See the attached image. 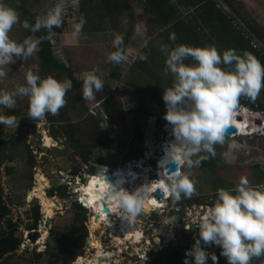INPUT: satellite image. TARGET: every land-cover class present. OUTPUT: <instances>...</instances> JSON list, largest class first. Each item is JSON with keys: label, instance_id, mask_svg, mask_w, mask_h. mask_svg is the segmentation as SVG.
Listing matches in <instances>:
<instances>
[{"label": "rangeland", "instance_id": "rangeland-1", "mask_svg": "<svg viewBox=\"0 0 264 264\" xmlns=\"http://www.w3.org/2000/svg\"><path fill=\"white\" fill-rule=\"evenodd\" d=\"M33 1L26 0L27 9L36 17L44 16L58 2ZM104 1L66 0L67 11L62 27H54L52 32L47 33L53 56L80 82L78 87L72 85L67 92L66 105L60 109L59 114H49L38 121L28 119L27 97H17L13 108L0 107V115L8 116L7 111L12 110L18 122V127L12 128L0 124V146L9 143L2 151L4 155L0 183L3 199L11 209L9 218L17 224L15 236L21 241L14 253L0 259V264H94L98 252L97 248L93 249L90 245L94 240L101 245L102 254L112 255L111 264H163L160 260H165L171 251L188 248L199 239V235H187L186 231L177 236L176 228L184 225L185 229L194 224V210L201 206H212L217 189H234L242 177H246L253 187L264 184V134L257 131L258 125L254 120H264V94H261L260 109L257 112H252L239 103L235 112L249 115L246 125L248 135L225 137L223 144L215 146L217 158L213 162L217 168H203L202 160L191 168L186 163L179 164V171L187 175L195 186V192L190 198L163 202L165 206L157 212H147L143 207L142 212L134 218L135 228L142 236L145 233L141 243L132 241L130 245L120 239L115 242L114 235H120L124 221L132 220L120 208L108 206L110 214L103 215L100 209L91 214L87 209L78 210L75 207V203L79 205L81 202L78 188L88 187V176L101 178L106 174L114 175L133 161L143 170L156 171L149 160L157 159L156 155L164 143L166 145L163 146L161 155L167 153L169 144L174 141L171 137L172 126L167 121L159 126L157 117H164L166 113L160 103H164V88L173 84L170 74L163 75L166 53L179 43L169 39V35L173 33L169 27L161 28L150 23V14L140 2L129 0L132 11L108 15ZM213 2L225 16L233 20V27L247 36L246 44L253 49L256 46L257 52L264 55V0ZM3 3L19 13L21 23L25 20L18 9V1L3 0ZM189 7H177L178 16L183 18L186 25L190 17L197 16L194 9ZM81 15L86 23L82 33L73 36V25L79 22ZM201 27L200 38L207 41L210 30L205 26ZM184 28L181 27L182 30ZM117 34L123 37V43L126 42L124 52L127 59L114 65L106 57L109 52L116 50L113 40ZM9 37L22 43L29 36L27 30L18 24L13 27ZM217 38L221 40V36ZM213 44L222 55V46ZM191 45L198 47L196 41ZM38 51L39 47L26 61L18 60L4 69L8 74L0 79V92H13L18 85H23L28 71L42 78L51 76L61 82L69 80L59 72L44 74L40 68ZM140 55L147 56V59L140 60ZM184 63L190 66L195 62L188 58ZM91 71H95L104 81V88L102 92L96 93L94 100L86 101L82 98V74ZM136 129L145 132L142 143L135 138ZM44 135L53 141L50 148L43 145ZM101 139L108 141L105 146L109 148L92 147L88 154L90 162L84 165L81 160L82 151L76 144L83 142L95 146ZM29 151L32 156L30 160ZM199 156H202L201 153ZM199 156L192 157L193 161L199 159ZM141 160L145 163L142 164ZM161 161L159 170L152 171L151 176H160L159 180H163L165 185L169 183L165 168L169 163L168 160ZM90 165L95 169L94 173L89 171ZM6 168L13 170L8 174ZM133 172L129 173L128 178L134 174L140 175ZM39 174L47 184L44 195L54 204L55 211L48 228L43 224L45 214L42 203L35 196L31 197L32 192V195H36L34 190ZM75 175L80 179L74 178ZM152 179L156 181L157 177ZM79 180L82 182L79 183ZM143 182L150 183L147 179L140 181L141 184ZM129 189L131 193L132 189ZM152 196L155 198L156 192ZM194 199H199L201 205L190 207L188 202ZM34 206L39 207L40 220L36 230L38 237L35 242H31L29 237L33 231L27 228L34 221ZM96 216H99L98 220ZM92 218L100 224L99 228L91 226ZM173 218L174 222H169ZM6 229L5 223L0 225V231ZM167 234L176 237L165 246L164 236Z\"/></svg>", "mask_w": 264, "mask_h": 264}, {"label": "clouds", "instance_id": "clouds-1", "mask_svg": "<svg viewBox=\"0 0 264 264\" xmlns=\"http://www.w3.org/2000/svg\"><path fill=\"white\" fill-rule=\"evenodd\" d=\"M66 11V0H58L44 16H38L34 24L27 20L21 23L19 13L0 0V79L8 74L5 68L18 60L29 59L44 39L29 36L22 43H17L9 37L13 27L19 24L33 34L41 30L52 32L54 27H62ZM85 23L81 15L79 22L73 25L72 35L79 36ZM169 39L174 42L176 34L171 33ZM122 45L123 37L117 34L113 40L116 50L109 52L106 57L109 63L118 65L127 59ZM188 58L195 63L186 65L184 61ZM139 59L146 60L147 56L141 55ZM169 74L173 84L164 88L162 100L166 107L164 119L172 126L174 141L169 144L166 155L169 162L177 165L186 163L191 168L201 160L208 159L207 155L199 156L200 153L215 156V146L224 143L225 131L240 98L246 97L253 102L258 98L264 89V65L248 52L241 55L235 49H229L221 55L215 47L199 48L179 44L166 53L163 75ZM71 88V80L61 82L51 76L42 79L38 74L28 71L23 85H18L13 92H0V107L13 108L17 97H27V118L43 120L49 114H59L66 105V94ZM103 88L104 81L95 71L82 74L84 100H94L96 93L102 92ZM0 124L6 128L18 127L15 116L0 115ZM165 145L158 151L156 160H149L152 167L156 168L153 172L159 170ZM194 156H199V159L193 161ZM74 178L79 176L75 175ZM92 178L88 176V180ZM166 179L169 183L162 190L170 196L168 199L160 198L163 200H158L159 203L190 198L195 192L193 181L178 170ZM141 188L132 193L114 187L111 190L122 213L133 219L143 209ZM201 241L205 245L219 246L220 255L226 258L227 264H251L253 258L264 256V184L253 187L246 177H242L234 189H217L213 205L207 208L199 224V239L185 253L186 257L194 258V264H206L208 259ZM210 258L213 264H217L218 257L215 254H211ZM184 264H189L187 258Z\"/></svg>", "mask_w": 264, "mask_h": 264}, {"label": "trees", "instance_id": "trees-1", "mask_svg": "<svg viewBox=\"0 0 264 264\" xmlns=\"http://www.w3.org/2000/svg\"><path fill=\"white\" fill-rule=\"evenodd\" d=\"M18 1L20 3V6H18V9L23 13L25 20H27L29 23L34 24L36 20V16L34 14H31L28 12L27 9V2L26 0H13ZM140 2L144 9L147 11V13L150 14V23L152 25L156 24L159 25L161 28H170L173 33L176 34V41L179 44H184L193 47L191 44L196 41L198 43L199 48H205L210 47L214 42L220 43L224 51L229 49H235L238 54H243L244 52L251 53L253 56H255L262 65H264V55H261L257 51L253 50L251 46H248L246 43V38L243 36V34L236 30L233 26V20L229 18L228 16H225V14L217 7V5L213 2V0H177L176 3L173 2V0H136ZM33 2H37V0H34ZM105 12L108 15H115L120 14L123 11H132V7L129 3V0H105ZM189 7L194 9L195 18L190 17L189 22H195L193 26H190L184 23V20L182 17L178 16V8L177 7ZM200 23V24H199ZM195 24H199L195 26ZM205 26L210 30V37L209 39L204 35L205 38H207V42L202 41L200 38V34H202V27ZM181 27H185L184 30L181 29ZM47 31L41 30L35 34L27 30V36H34L35 38L44 37L43 42L39 45V59H40V68L43 71L44 74L50 75L53 72H59L60 74L66 75L69 80H71L72 85L76 88L80 85V82L77 81L72 72L61 62H59L52 54L51 46L49 43V40L47 38ZM221 36V40H218L217 37ZM200 38V39H199ZM204 39V38H203ZM126 42L123 43L122 48L125 49ZM172 47V46H170ZM248 47V48H247ZM141 56V55H140ZM221 68H225L224 65H220ZM43 75V74H42ZM42 78V76H40ZM43 79V78H42ZM264 94V89L261 90L260 94ZM159 101V97H158ZM239 103H241L242 106L247 108L248 110L252 112H257L260 109V100L259 96L258 98L253 102L250 99L246 97H241ZM160 106L163 107L164 110H166L165 104L162 102L160 103ZM262 109V108H261ZM263 111V110H260ZM166 112V111H165ZM264 113V111H263ZM8 116H13L14 111L8 110L7 111ZM150 115V114H148ZM166 120L164 117H157V123L159 126L164 125ZM135 138L139 142H143L145 138V132L142 129H136L135 130ZM106 139H101L98 144L93 146L90 143H83L78 142L76 144V147H78L81 152V160L84 165H87L90 162V156L88 155L90 153V149L92 147H101L102 149H108L109 146H105ZM108 142V141H107ZM8 147L9 143H4L2 146H0V177H1V165H2V155L4 153L2 152L4 147ZM28 151V150H27ZM202 156H208V159L202 160V167L203 168H211L215 169L217 168V165H214V160L217 158L216 156H210L207 153H201ZM29 160L32 158L31 153L29 151ZM13 169L6 168V172L9 174L12 172ZM89 171L91 173L95 172V169L92 167V165L89 166ZM75 170V174H76ZM188 205L191 207L193 205H201L199 199H194L191 202H188ZM75 207L78 210H82V207L80 205L75 203ZM33 216L34 221L31 226H29L27 229L29 231H33L29 237L31 242H35V240L38 237L37 225L38 221L40 220L39 215V207L34 206L33 207ZM11 213V209L6 204V201L3 199V190L0 183V225L3 223L6 224V231H0V259L3 258L4 255L14 253L20 246V239L15 236L17 231V224L12 221L11 218H9ZM193 244L189 246L188 248H178L176 250L171 251L168 256L166 257L163 262V264H184V260L187 258L189 261V264H194V258L189 256L186 257L185 253L192 248ZM221 250L216 253L215 255L218 257L217 264H227V260L225 257L220 255ZM263 256L260 258H253L252 264L257 263L261 264L263 260ZM208 264H213V261L211 258L208 261Z\"/></svg>", "mask_w": 264, "mask_h": 264}, {"label": "bare ground", "instance_id": "bare-ground-1", "mask_svg": "<svg viewBox=\"0 0 264 264\" xmlns=\"http://www.w3.org/2000/svg\"><path fill=\"white\" fill-rule=\"evenodd\" d=\"M244 113L242 114L240 112L239 113L235 112L234 115L231 116L229 126H228V127L235 126L238 129L237 134L243 135V136L248 135L247 134L248 128H246V125L248 123L247 120H249L248 119L249 115H247L248 113H245V114ZM254 120L257 121V120H260V118H254ZM263 122H264V120H263ZM257 125H258V126H256L257 131H261V134H262V132L264 134V125L263 126L260 124H257ZM232 136H234V135H232ZM171 137H173V134L171 135ZM228 138H230V137H228ZM52 142L53 141L51 138H49L47 135H44V138H43L44 147L50 148ZM161 156H162V158H160V161L161 160H168L166 152H164L163 155H161ZM168 163H170V162L168 161ZM142 164H144V163H142ZM134 167H135V171L133 172ZM134 167H132L128 172L117 171L114 174V176L116 177V183H117V186L114 188H116L117 190L122 189V190H125L127 192H130L129 188H131L132 189L131 193H132L136 189L142 187L141 193L143 191L142 197L144 199L143 207H144L145 211L157 212L159 209H163V207L165 206L163 204V202L159 203L157 200L158 199L157 196H155V198H154L152 196V193H153V195H155L157 188L162 190L164 187V185H163L164 181L159 180L158 182H156L157 179H156V181H154L152 179L151 172L143 170L139 165H136ZM132 172L138 173V174L140 173V175L134 174L131 178H128L129 173L131 174ZM158 174H159V172H158ZM102 176H103V178L102 177L101 178L100 177H93L92 179H89L88 187L81 186L80 188H78L81 203L83 204V202H85L83 204V207H85V209H87L91 214H94L95 210H98V209L102 210V207L104 204H107V206H113L114 209H119L118 201L111 202L109 200V196L113 195V194L111 191L112 185L108 181V178H107L108 174L102 175ZM155 176L157 178H160V176H158V175H155ZM142 179H147L150 183H144L143 182V184H141L140 181ZM145 185H147L146 189H145ZM46 186H47V184H46L45 178L39 174L38 180H37V186L34 190V193L36 194L35 197L38 198L40 200V202L42 203V209H43V212L45 214V218L51 219L53 211H55V210H54L53 202L51 200L47 199L48 197L46 198L44 195V189ZM145 198H147V199H145ZM168 198H169V195L165 193L164 199H168ZM114 214H117V213H114ZM90 221H91V226H95L96 228H99L100 224L96 221V219L92 218V219H90ZM135 224L136 223H135V220L133 218H132V220H125L123 223V226L121 227L120 235H116V234L114 235L115 242L119 241V239H120L124 243L126 242V244H130V245H131L130 242H132V241H136L137 243H141L144 238L142 237V234L139 233V231L135 228ZM108 225L111 226V223H108ZM92 234H93V232H92ZM90 245L93 246V249L97 248V250H98L97 255H96V261L94 262V264H111V260L113 258L112 255L111 254H102V252H101L102 247L97 241L94 240Z\"/></svg>", "mask_w": 264, "mask_h": 264}, {"label": "water", "instance_id": "water-1", "mask_svg": "<svg viewBox=\"0 0 264 264\" xmlns=\"http://www.w3.org/2000/svg\"><path fill=\"white\" fill-rule=\"evenodd\" d=\"M256 124H260V125H264V122H261V121H259V120H257L256 121ZM238 129L235 127V126H232V127H228L227 129H226V131H225V137H231L232 135H235V134H237L238 132ZM13 140H15V138H13ZM137 164L135 163V162H131V163H129L128 165H125L124 167H123V169L121 170L122 172H128L132 167H134V166H136ZM180 165H177V164H175L174 162H170L165 168H166V171H167V176L169 175V174H171L172 172H174V171H179V167ZM152 177H156V176H152ZM107 178H108V181L111 183V185H112V187H116L117 186V183H116V177L114 176V175H108L107 176ZM159 181V178H157V181L156 182H158ZM164 195H165V193L162 191V190H160V189H157V191H156V196L157 197H159V198H163L164 197ZM109 200L111 201V202H115V201H117L116 200V197L114 196V195H110L109 196ZM85 202H83V204H84ZM83 204H81V205H83ZM110 212H111V210H110V208L107 206V204H104L103 205V207H102V214L103 215H108V214H110ZM198 216H201V214L199 213L198 214ZM98 217L99 216H96V219L98 220ZM45 221H44V227L45 228H48L49 227V225H50V223H51V219H44ZM176 231H177V236H179L181 233H183L184 232V225H182V226H180V227H177L176 228ZM185 234H187V235H189V234H194L195 236H198L199 235V232H196V229L192 226L191 227V232H185ZM164 239H165V242H164V244H165V246L169 243V242H171V241H173L174 239H175V237L174 236H171V235H165L164 236ZM90 243V242H89ZM88 243V244H89ZM203 249H204V251L206 252V254H208V259H207V261H206V264H208V261H209V259H210V256H211V254H216V253H218L220 250H221V248L219 247V246H217V245H214L213 244V246H212V249H210V250H208L206 247H202ZM262 261H264V258H263V260ZM262 264V263H261Z\"/></svg>", "mask_w": 264, "mask_h": 264}, {"label": "built area", "instance_id": "built-area-1", "mask_svg": "<svg viewBox=\"0 0 264 264\" xmlns=\"http://www.w3.org/2000/svg\"><path fill=\"white\" fill-rule=\"evenodd\" d=\"M175 1H177V0H173V2H175ZM176 3V2H175ZM233 25H234V23H233ZM237 30L238 31H240L238 28H237ZM245 36V35H244ZM245 37H247V36H245ZM247 39V38H246ZM251 43V42H250ZM253 50H255V51H258V48L256 47V46H254V49ZM142 161V160H141ZM136 162V161H135ZM137 163V162H136ZM139 169V168H138ZM157 200H160V201H162L163 199H157ZM207 206H201V207H199L198 208V210H194V212H195V214H194V221H196V222H194V224H192V225H190V226H186L185 227V229H184V232L186 231V232H191V227L193 226L195 229H196V232H199V224H200V222H201V220H202V218H203V216L205 215V213H206V210H207ZM202 214L203 216L201 217V216H198V214ZM201 217V218H200ZM200 218V219H199ZM183 224H184V222H183ZM185 224H186V222H185ZM194 235V234H193ZM201 246L202 247H206L208 250H210L211 248H212V246H213V244H210V245H205L204 243H203V241H201Z\"/></svg>", "mask_w": 264, "mask_h": 264}, {"label": "crops", "instance_id": "crops-1", "mask_svg": "<svg viewBox=\"0 0 264 264\" xmlns=\"http://www.w3.org/2000/svg\"><path fill=\"white\" fill-rule=\"evenodd\" d=\"M194 23H195V22H190V23H189V27H190V26H193ZM199 24H200V23H199ZM195 26H197V25L195 24ZM202 41H203V39H202ZM205 43H208V42L205 41ZM214 43H215V42H214ZM216 43L219 44V45H221V44L218 43V42H216ZM213 46H214V44L210 45V47H213ZM221 46H222V45H221ZM222 48H223V46H222ZM223 50H224V48H223ZM171 135H172V134H171ZM144 162H145V161L143 160L142 163H144ZM32 194H33V192L31 193V197H32V196H35V195H32ZM263 257H264V256H263Z\"/></svg>", "mask_w": 264, "mask_h": 264}, {"label": "flooded vegetation", "instance_id": "flooded-vegetation-1", "mask_svg": "<svg viewBox=\"0 0 264 264\" xmlns=\"http://www.w3.org/2000/svg\"><path fill=\"white\" fill-rule=\"evenodd\" d=\"M176 237V236H175ZM155 247H156V245H155Z\"/></svg>", "mask_w": 264, "mask_h": 264}]
</instances>
